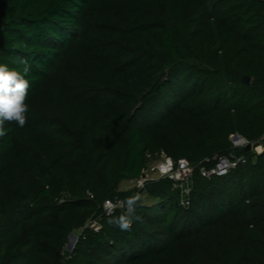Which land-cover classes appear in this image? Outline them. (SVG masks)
Segmentation results:
<instances>
[{"label":"trees","instance_id":"1","mask_svg":"<svg viewBox=\"0 0 264 264\" xmlns=\"http://www.w3.org/2000/svg\"><path fill=\"white\" fill-rule=\"evenodd\" d=\"M22 60L0 264H264V154L230 140L264 147V0H0V63ZM161 153L194 167L188 206L168 178L117 190ZM231 153L245 163L200 175ZM137 191L142 220L108 224L105 202Z\"/></svg>","mask_w":264,"mask_h":264},{"label":"clouds","instance_id":"2","mask_svg":"<svg viewBox=\"0 0 264 264\" xmlns=\"http://www.w3.org/2000/svg\"><path fill=\"white\" fill-rule=\"evenodd\" d=\"M20 63L23 65L21 69L0 63V138L6 136L9 131L5 127L6 122H15L19 127H24L27 122L26 113L29 106L25 100L31 87L27 78L31 67L27 61L22 60ZM104 206L110 217L108 224L121 231L131 232L133 223L142 220L137 209L143 206V195L137 191L115 204L106 201ZM117 208H122L123 211L114 215Z\"/></svg>","mask_w":264,"mask_h":264},{"label":"built area","instance_id":"3","mask_svg":"<svg viewBox=\"0 0 264 264\" xmlns=\"http://www.w3.org/2000/svg\"><path fill=\"white\" fill-rule=\"evenodd\" d=\"M230 140L234 149L245 148L248 144H250L245 138L238 135H232ZM154 158L157 161L151 166L149 171L151 174H154L155 177L150 176L147 172L148 170L145 168L142 171L144 178L140 176V178L137 179L139 184L138 186L143 187L145 182L150 180L168 178L172 180L174 182V186L180 190L181 204L183 206H188L191 191V177L194 173V167L191 166L186 159H179L175 161L172 158L166 156L164 153H161ZM154 158L151 157L150 159L153 160ZM241 163H245L244 156H235L233 153H231L227 156L220 157L210 168H200L199 172L200 175L206 179H210L213 176L221 177L228 174ZM119 201L120 200L111 202L115 204ZM104 210L107 212L105 206Z\"/></svg>","mask_w":264,"mask_h":264},{"label":"rangeland","instance_id":"4","mask_svg":"<svg viewBox=\"0 0 264 264\" xmlns=\"http://www.w3.org/2000/svg\"><path fill=\"white\" fill-rule=\"evenodd\" d=\"M253 150L256 154H264V147L262 145H257V146H253V148L251 149ZM157 160L154 158L153 160H149L146 164V169L148 170V174L150 176H153L155 177L154 174H151V172L149 171V169L151 168V166L156 162ZM138 181L137 179H133V180H128V181H123L119 187H118V191H127V190H130V189H134V188H138ZM143 198L146 199V197L143 195ZM146 203H151V201L149 199H146L145 201ZM78 233L79 231H75L73 232L72 234L74 236H78ZM73 242L72 238L69 237L68 238V241L64 247V250H63V258L65 259L69 253L72 251V249H69L68 246ZM75 245V244H74ZM74 247V246H73Z\"/></svg>","mask_w":264,"mask_h":264},{"label":"water","instance_id":"5","mask_svg":"<svg viewBox=\"0 0 264 264\" xmlns=\"http://www.w3.org/2000/svg\"><path fill=\"white\" fill-rule=\"evenodd\" d=\"M242 82L244 84H250V78L247 77V76H243L242 77ZM252 149V145L251 144H248L246 147H245V150H251ZM142 178H144V174L141 175ZM70 237L72 238L73 242L68 246L69 249H72L74 244L76 243L77 241V236H74L73 234L70 235Z\"/></svg>","mask_w":264,"mask_h":264}]
</instances>
